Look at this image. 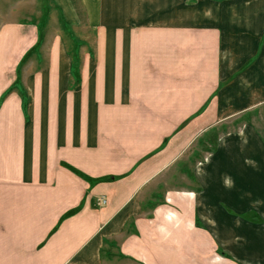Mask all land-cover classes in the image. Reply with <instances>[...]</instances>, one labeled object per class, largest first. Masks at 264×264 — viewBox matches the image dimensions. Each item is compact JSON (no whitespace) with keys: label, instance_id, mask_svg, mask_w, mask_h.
I'll return each mask as SVG.
<instances>
[{"label":"crops","instance_id":"obj_1","mask_svg":"<svg viewBox=\"0 0 264 264\" xmlns=\"http://www.w3.org/2000/svg\"><path fill=\"white\" fill-rule=\"evenodd\" d=\"M33 1L0 25V264H264V0H52L50 39Z\"/></svg>","mask_w":264,"mask_h":264},{"label":"rangeland","instance_id":"obj_2","mask_svg":"<svg viewBox=\"0 0 264 264\" xmlns=\"http://www.w3.org/2000/svg\"><path fill=\"white\" fill-rule=\"evenodd\" d=\"M46 1V4H47V7L45 9V12L43 10V2L44 0H38L37 2V6L38 8L42 9L41 13H37L35 15H32V23L34 22L35 24H37L39 21L41 20H45L46 18V13H48L50 10L52 11L53 7H54V4H52V0H45ZM78 3H80V0H77ZM35 7V8H34ZM22 8H25V10H29L28 12L29 13H32L30 11H35L38 10L37 7L35 6V3L33 0H28V2H26L25 0H16L14 1V3H10L9 5H7L3 11L0 13V25L5 21H16L17 19V14H19V10L22 9ZM31 8V9H29ZM51 11L50 13L48 14L47 18H46V21L43 23V28L44 26H47L48 23H49V26H48V29H49V34L46 36L48 39L52 38L53 35L56 33V19H55V15H54V18H52V15H51ZM22 14H20L21 16ZM40 23V22H39ZM47 31V30H46ZM18 34V33H17ZM16 33L13 34V36L15 37L17 35ZM257 116L261 117L263 120H264V111L260 112V114ZM254 117V116H251V118ZM249 120V118H248ZM263 130H264V123L261 124ZM262 130V131H263ZM224 130L222 131H218L216 132V136L215 138L212 137V139L210 140V142L212 143V145L214 146L215 145V142H216V146L218 144V140H219V136L221 134V136H223V132ZM252 140L253 138H248L247 142L242 144L241 142L237 141L236 143L238 144V146L234 147L237 151L236 154H234L235 151H232L230 152V154L232 155L233 158L237 159V161H234L232 163H230V165H238V166H244L245 164L242 162V158L246 157L247 160H249L250 162H253V161H256L257 160V157L258 159H261V156L259 154V152H257V148H254L252 147L251 145L253 144L252 143ZM241 145H244L245 148H242ZM233 148V149H234ZM232 150V149H231ZM244 165H243V164ZM247 168H250V169H244L242 170V172H249V178L251 179V181L254 183L255 182V178H254V175L256 176V173H255V170H254V166L251 165V166H247ZM246 183H248V181H246ZM241 191V194L243 196H246L244 199H241V201L239 202V205L240 206H248V205H260L259 207H264L260 202H258L255 198L253 197H249L247 195H245V192H243L242 190H238L237 193H239ZM232 194H234V190L231 191ZM235 194L234 196H238V194ZM172 197V195H171ZM235 201H236V198H235ZM248 213V212H247ZM253 215V214H251ZM257 217H259L258 215H255ZM254 217V215H253Z\"/></svg>","mask_w":264,"mask_h":264},{"label":"trees","instance_id":"obj_3","mask_svg":"<svg viewBox=\"0 0 264 264\" xmlns=\"http://www.w3.org/2000/svg\"><path fill=\"white\" fill-rule=\"evenodd\" d=\"M46 7H47V4H46V1L44 0V12H45ZM46 16H47V13H46ZM45 21H46V18H45V20L42 21V23H44ZM43 25H44V24H43ZM43 25H40V27L38 28V31L41 30V29L43 28ZM165 143H167V142L165 141L164 144H165ZM115 179H116L115 176H111V177L106 178V180H115ZM79 209H80V208H77V209H74V210H72V211H69L68 213H66V215H65L63 218L68 217V216H70V215L76 213Z\"/></svg>","mask_w":264,"mask_h":264},{"label":"built area","instance_id":"obj_4","mask_svg":"<svg viewBox=\"0 0 264 264\" xmlns=\"http://www.w3.org/2000/svg\"><path fill=\"white\" fill-rule=\"evenodd\" d=\"M106 203V199H102L100 202H99V204H105Z\"/></svg>","mask_w":264,"mask_h":264}]
</instances>
